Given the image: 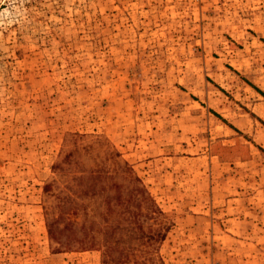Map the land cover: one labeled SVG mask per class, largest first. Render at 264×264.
<instances>
[{"label": "rangeland", "instance_id": "374dc122", "mask_svg": "<svg viewBox=\"0 0 264 264\" xmlns=\"http://www.w3.org/2000/svg\"><path fill=\"white\" fill-rule=\"evenodd\" d=\"M263 49L264 0H0V264H264L207 99Z\"/></svg>", "mask_w": 264, "mask_h": 264}, {"label": "crops", "instance_id": "0c3cea01", "mask_svg": "<svg viewBox=\"0 0 264 264\" xmlns=\"http://www.w3.org/2000/svg\"><path fill=\"white\" fill-rule=\"evenodd\" d=\"M240 72L243 76L240 81L236 79L230 83L225 71H221L224 74L222 80L216 78L218 85L224 89L228 87L231 95L207 96L211 109L225 120L219 125L211 118L212 124L220 126L222 131L219 141L213 139L210 142L212 149L218 145L221 152L231 153L230 156H221L219 152L213 154L224 160L248 159L259 148L264 149V66L256 64Z\"/></svg>", "mask_w": 264, "mask_h": 264}, {"label": "trees", "instance_id": "16d2710c", "mask_svg": "<svg viewBox=\"0 0 264 264\" xmlns=\"http://www.w3.org/2000/svg\"><path fill=\"white\" fill-rule=\"evenodd\" d=\"M68 221H69V220H68ZM69 224H70L69 222L66 224V227H65L66 230H67L68 228H70ZM70 225H71V224H70ZM51 226H52V228H51V232L54 234V237H55L58 241H60L61 243H64L63 240L60 239V235L63 234V232H62V228L59 229V228L56 226V221H54V222L51 224ZM59 239H60V240H59ZM65 240H67V239H65ZM68 241H70V239H69ZM65 244H69V242H65Z\"/></svg>", "mask_w": 264, "mask_h": 264}]
</instances>
